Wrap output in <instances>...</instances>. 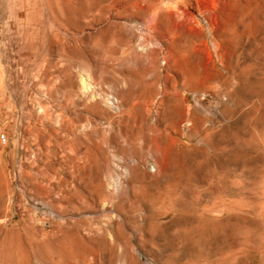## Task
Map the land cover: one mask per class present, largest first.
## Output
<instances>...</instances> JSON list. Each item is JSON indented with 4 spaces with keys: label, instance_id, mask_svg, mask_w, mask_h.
<instances>
[{
    "label": "rangeland",
    "instance_id": "obj_1",
    "mask_svg": "<svg viewBox=\"0 0 264 264\" xmlns=\"http://www.w3.org/2000/svg\"><path fill=\"white\" fill-rule=\"evenodd\" d=\"M0 264H264V0H0Z\"/></svg>",
    "mask_w": 264,
    "mask_h": 264
},
{
    "label": "built area",
    "instance_id": "obj_2",
    "mask_svg": "<svg viewBox=\"0 0 264 264\" xmlns=\"http://www.w3.org/2000/svg\"><path fill=\"white\" fill-rule=\"evenodd\" d=\"M9 133L0 121V144L6 146L9 143Z\"/></svg>",
    "mask_w": 264,
    "mask_h": 264
}]
</instances>
